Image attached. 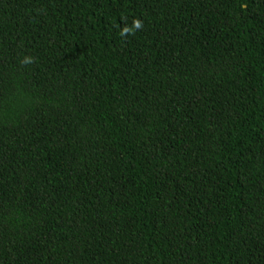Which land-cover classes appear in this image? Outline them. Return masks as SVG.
Segmentation results:
<instances>
[{"label": "trees", "instance_id": "obj_1", "mask_svg": "<svg viewBox=\"0 0 264 264\" xmlns=\"http://www.w3.org/2000/svg\"><path fill=\"white\" fill-rule=\"evenodd\" d=\"M0 264H264V0H0Z\"/></svg>", "mask_w": 264, "mask_h": 264}, {"label": "clouds", "instance_id": "obj_2", "mask_svg": "<svg viewBox=\"0 0 264 264\" xmlns=\"http://www.w3.org/2000/svg\"><path fill=\"white\" fill-rule=\"evenodd\" d=\"M136 27L137 28H141L142 27V24L139 22V21H137V23H136ZM126 32H127V30H125ZM121 35H124V33H122ZM24 63H31L32 61H31V59H26L25 61H23Z\"/></svg>", "mask_w": 264, "mask_h": 264}]
</instances>
